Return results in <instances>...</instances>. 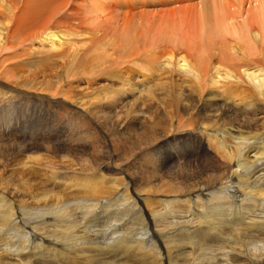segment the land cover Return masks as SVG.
<instances>
[{
  "label": "bare ground",
  "instance_id": "obj_1",
  "mask_svg": "<svg viewBox=\"0 0 264 264\" xmlns=\"http://www.w3.org/2000/svg\"><path fill=\"white\" fill-rule=\"evenodd\" d=\"M34 115L0 264H264V0H0V121Z\"/></svg>",
  "mask_w": 264,
  "mask_h": 264
},
{
  "label": "rangeland",
  "instance_id": "obj_2",
  "mask_svg": "<svg viewBox=\"0 0 264 264\" xmlns=\"http://www.w3.org/2000/svg\"><path fill=\"white\" fill-rule=\"evenodd\" d=\"M197 1H201V0H197ZM35 121V122H34ZM29 124V125H28ZM28 125V126H27ZM46 121L44 120H39L37 115L34 116H23L21 118L20 122H12L11 120L9 121H0V129L3 130V128H7L10 127L12 129H16L18 130V134L16 135V137L19 140H22V138H25L26 136H30L31 133L38 135L41 132L45 131L47 126H46ZM10 176V174H9ZM32 181V182H31ZM36 182H34L33 180H30V185L31 187H36L37 184H35ZM101 198H106V196L102 195ZM112 201H108V203L111 205L110 207H106L104 208L105 212H106V217H104L101 221L100 224L102 226H106L108 224H110L111 220L113 219L112 216L116 217L117 213L116 212H112L113 210L120 208L118 206L117 203H114L112 206ZM97 219V218H96ZM141 227L139 225H134L133 229H140ZM138 233H143L141 230L138 231Z\"/></svg>",
  "mask_w": 264,
  "mask_h": 264
}]
</instances>
